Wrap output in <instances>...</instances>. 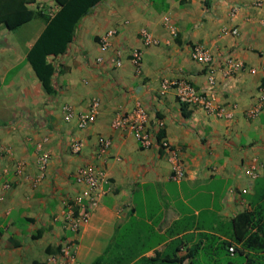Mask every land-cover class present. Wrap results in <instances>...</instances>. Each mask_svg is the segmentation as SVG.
Segmentation results:
<instances>
[{"label":"crops","instance_id":"obj_1","mask_svg":"<svg viewBox=\"0 0 264 264\" xmlns=\"http://www.w3.org/2000/svg\"><path fill=\"white\" fill-rule=\"evenodd\" d=\"M256 1L102 0L80 20L67 51L50 57L54 95L27 60L46 22L37 17L15 30L0 24V264H50L67 243L79 264H92L109 247L100 264H149L145 258L160 259L168 250L184 256L199 248L183 263L190 264L209 244L214 254L223 242L241 248L233 241L231 220L252 210V199L264 193V7ZM28 6L49 15L60 8L56 0ZM234 28L236 35L227 31ZM109 29L116 33L105 48L101 38ZM144 29L156 44H146ZM197 45L209 50L218 69L228 54L245 65L229 78L217 70L213 100L232 113L230 119L191 106L186 115L178 99L182 81L208 86L207 69L192 58ZM135 53L141 54L140 73ZM94 97L101 108L93 124L80 129L76 119H64V104L86 111ZM139 103L169 148L143 147L131 128L112 126L120 108ZM100 136L111 146L99 155ZM72 138L83 142L78 154ZM40 144L52 156L36 184ZM174 155L185 169L180 180L173 178ZM20 163L23 174L16 172ZM89 163L98 165L103 181L89 220L76 230L71 214L80 217L89 206L88 186L76 174Z\"/></svg>","mask_w":264,"mask_h":264},{"label":"built area","instance_id":"obj_2","mask_svg":"<svg viewBox=\"0 0 264 264\" xmlns=\"http://www.w3.org/2000/svg\"><path fill=\"white\" fill-rule=\"evenodd\" d=\"M255 5L258 7H264L263 0H257ZM174 30L173 27H171ZM233 34H238L239 29L234 28L232 30H227ZM115 29H109L105 35L101 38V44L103 47L108 48L111 45L110 38L115 35ZM142 37L146 44H156L158 41L153 36V34L144 29L142 30ZM119 55V54H118ZM135 63L136 70L138 73L142 71L141 63V54L135 53ZM192 58L201 64L207 69L208 74V86L204 88H197L192 83L187 81H182L177 86V96L181 103L187 104L193 108H201L206 110L209 113H215L219 117L232 118V113L226 110L224 107H216L213 97L218 93V87L220 85L219 79L217 78V70L224 69V76L226 78L231 77L232 73L239 71L245 68V65L242 61L236 59L233 55L228 54L223 59V68L222 66L218 69L219 62L212 56V54L202 45H197L194 47L192 52ZM103 57H98V62H103ZM116 64L121 65L122 61L116 59ZM252 72H256V69L251 68ZM167 82L166 85L171 83ZM261 101H264V87L261 88ZM101 100L98 97L92 98L88 109L86 111L77 112L73 105L66 103L63 105L64 119L68 122L73 119L77 120V125L80 129L87 128L93 124L100 113ZM258 112V109L251 111V115H255ZM150 115L148 110L142 105L137 104L132 110H126L120 108L112 121V126L114 128H131L138 140L140 141L143 147H150L154 143L161 144L162 146L169 148V143L166 139L159 138L158 133L154 132L149 126ZM47 138L44 139L46 141ZM98 154H103L109 150L111 146V140L106 136H100L98 141ZM71 150L73 153L78 154L83 149V142L79 138L71 139ZM39 156L37 159L38 173L36 176V184L42 182L45 178L48 171V166L51 160V152L45 150L43 145H38ZM173 178L180 180L185 177V169L181 164L178 156H173ZM263 174H264V164L262 165ZM16 172L18 174H23L25 172L24 163H20L16 167ZM253 177H257L255 168L251 171ZM76 180L79 183H84L88 186V190L85 191L84 195L89 200V206L86 207L80 217H75L71 214V224L74 229H78L81 222H86L89 220L91 214V208L95 206L98 202V195L100 194L99 188L103 181V172L98 169V165L95 163H89L84 165L78 170L76 174ZM9 184L4 185L5 188ZM3 198V194L0 191V201ZM230 251L233 253L235 251L234 246L230 247ZM50 264H79L76 250L73 245L67 243L61 248V251L58 255L51 257Z\"/></svg>","mask_w":264,"mask_h":264},{"label":"trees","instance_id":"obj_3","mask_svg":"<svg viewBox=\"0 0 264 264\" xmlns=\"http://www.w3.org/2000/svg\"><path fill=\"white\" fill-rule=\"evenodd\" d=\"M33 1L0 0V24L6 23L11 30H15L37 17L46 22L45 29L28 51L27 60L32 64L45 91L54 95L57 93L53 82L56 65L50 57L59 56L67 51L73 42L80 20L102 0H56L60 8L53 15L29 7L28 3ZM187 107V104H183L186 115H188ZM159 136H163L162 131ZM252 203V210L242 211L231 220L233 241L241 245V248L234 247V249L244 254L245 261L238 263L229 260L227 264H264V193H258L252 199ZM231 243L223 242L222 247L229 252ZM176 250V248L174 251L168 250L160 259L145 258V261L149 264H183L186 259L195 258L199 248L184 256H178ZM246 250L254 254L245 256ZM108 252L110 247L92 264H100ZM33 264H45V262L35 260ZM190 264H195V261H190ZM215 264L221 263L217 261Z\"/></svg>","mask_w":264,"mask_h":264},{"label":"rangeland","instance_id":"obj_4","mask_svg":"<svg viewBox=\"0 0 264 264\" xmlns=\"http://www.w3.org/2000/svg\"><path fill=\"white\" fill-rule=\"evenodd\" d=\"M118 248L119 247L115 245L113 250L116 251ZM217 249L219 250V253L214 254L215 249H213L212 244H209V246L204 249L203 255L195 261V264H215V261H218L221 264H227L229 260L237 261L238 263L245 261L244 256L240 252L231 255L223 247H218Z\"/></svg>","mask_w":264,"mask_h":264}]
</instances>
